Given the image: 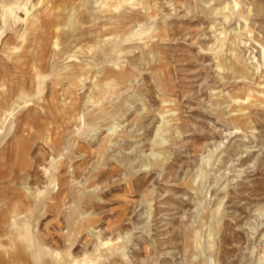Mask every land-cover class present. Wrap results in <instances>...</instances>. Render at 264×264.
Returning <instances> with one entry per match:
<instances>
[{
  "label": "rangeland",
  "instance_id": "obj_1",
  "mask_svg": "<svg viewBox=\"0 0 264 264\" xmlns=\"http://www.w3.org/2000/svg\"><path fill=\"white\" fill-rule=\"evenodd\" d=\"M71 235L72 263L264 264V0H0V250Z\"/></svg>",
  "mask_w": 264,
  "mask_h": 264
},
{
  "label": "crops",
  "instance_id": "obj_2",
  "mask_svg": "<svg viewBox=\"0 0 264 264\" xmlns=\"http://www.w3.org/2000/svg\"><path fill=\"white\" fill-rule=\"evenodd\" d=\"M48 15H50V14H48ZM52 17L56 18L55 15L54 16L52 15ZM54 25H56L57 30L60 29L59 25H57V24H54ZM56 45H57V42H56ZM73 218H74V216L70 219V225H75V223L73 222L74 221ZM73 228L71 229L72 231H74ZM72 235L68 237V242H69V247L70 248L66 251V253L64 252V255L61 254L63 257L61 255L58 256L57 254L52 256L51 264H89L87 262H84V263L83 262L82 263H77V262L76 263H72V261L67 258V257L70 258V256H71V247H73L74 244H75V238ZM3 255H4V252L2 250H0V264H13V261H15V260H13V259H12L13 261L11 259L7 260L5 257L3 258ZM66 255H67V257H66ZM32 256L28 255L27 258H29L30 260L32 258H34V261H36L37 263L41 262L42 259H43V253L41 251L33 252Z\"/></svg>",
  "mask_w": 264,
  "mask_h": 264
},
{
  "label": "bare ground",
  "instance_id": "obj_3",
  "mask_svg": "<svg viewBox=\"0 0 264 264\" xmlns=\"http://www.w3.org/2000/svg\"><path fill=\"white\" fill-rule=\"evenodd\" d=\"M227 61H228V60H226V62H227ZM233 68H235L236 72H238V73H244V69L241 68L240 65H239L238 63H235V62H234V64H233ZM106 245H108V244H105V245H103V246H106ZM103 246H102V247H103Z\"/></svg>",
  "mask_w": 264,
  "mask_h": 264
}]
</instances>
